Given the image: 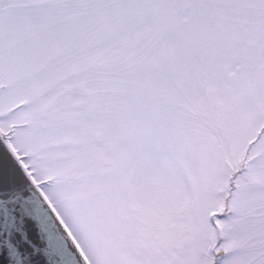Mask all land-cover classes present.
<instances>
[{"label":"snow or ice","instance_id":"6c2138e0","mask_svg":"<svg viewBox=\"0 0 264 264\" xmlns=\"http://www.w3.org/2000/svg\"><path fill=\"white\" fill-rule=\"evenodd\" d=\"M0 264H264V0H0Z\"/></svg>","mask_w":264,"mask_h":264}]
</instances>
